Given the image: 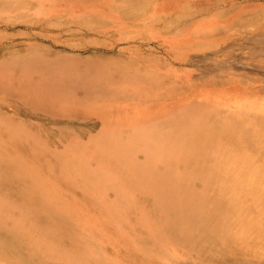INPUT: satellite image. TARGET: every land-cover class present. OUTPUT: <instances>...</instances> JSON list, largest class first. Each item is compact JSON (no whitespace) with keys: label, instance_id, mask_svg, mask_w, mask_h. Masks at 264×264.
<instances>
[{"label":"rangeland","instance_id":"rangeland-1","mask_svg":"<svg viewBox=\"0 0 264 264\" xmlns=\"http://www.w3.org/2000/svg\"><path fill=\"white\" fill-rule=\"evenodd\" d=\"M139 9L144 13L133 14ZM100 104L115 109L130 105L126 109L140 113L144 125L177 124L179 115L192 118L202 111L203 127L228 108L264 107V0H0V127L5 119L20 124L0 133H30V139L14 144L23 145L31 156L28 162L36 168L37 181L47 180L37 173L51 174L50 159L66 151L54 141L67 138L66 130L71 124L79 127L77 120L82 116L64 117L40 109L62 107L73 113L78 106L84 112ZM1 144L0 140L3 151ZM47 147L53 151L42 154ZM7 150L14 151L10 144ZM9 154L15 161L12 165L1 161L0 170L18 174L13 182L20 185L34 169L24 166V174V163L17 159L20 153ZM57 177L55 186L62 191L49 195L47 201L53 212L43 208L39 215L33 209L25 216L26 223H37L49 213L53 225L62 222L67 229L72 225L83 229L78 237L87 242V248L68 258H52L46 248L43 261L196 264L172 242L134 246L123 241L128 229L107 231L116 242L101 244L99 240L91 245L92 230L86 223L100 218L107 208L99 206L89 213L84 206L90 199H81L75 183ZM32 187L25 192L28 202L41 193L40 185ZM63 208L69 210V218L60 213ZM149 236V229H143L141 241ZM246 246L258 251L257 257L249 260L239 255L228 264L254 263L264 253V239L258 242L250 237ZM15 251L20 248L11 253ZM87 256L91 261L83 260ZM0 264L17 263L0 256Z\"/></svg>","mask_w":264,"mask_h":264},{"label":"bare ground","instance_id":"bare-ground-1","mask_svg":"<svg viewBox=\"0 0 264 264\" xmlns=\"http://www.w3.org/2000/svg\"><path fill=\"white\" fill-rule=\"evenodd\" d=\"M143 13L144 9L133 12L136 16ZM253 106L228 108L205 127L202 111L192 118L179 115L177 124L144 125L140 113L126 109L130 105L115 109L100 104L85 113L78 106L74 114L62 107L40 109L64 117L82 115L77 120L79 127L71 124L67 138L54 141L67 152L50 159L51 174L37 173L47 177L44 182L43 177L35 179L36 168L28 162L31 156L24 146L14 144L30 139V133L1 132L0 162L12 165L15 159L9 153H20L17 159L24 163V174L26 166L34 173L16 185L13 181H18V174L0 170V256L17 264H48L42 258L46 248L52 258L81 255L86 250L87 242L78 237L83 229L76 225L68 229L62 222L53 225L49 213L37 223H26L25 216L33 209L39 215L43 208L51 209L48 196L62 191L54 180L62 175L66 183H75L81 199H90L84 206L89 213L99 206L107 208L100 218L86 223L92 230L91 245L99 240L101 244L116 242L107 231L128 229L123 241L134 246L172 242L196 264H228L239 255H247L249 260L257 257L258 251L251 252L246 244L250 237L258 242L264 239V107ZM92 116L96 122L91 121ZM5 121H1L0 130L12 124L20 126ZM9 144L14 151L8 152ZM51 151L47 147L41 153ZM50 175L55 178L49 179ZM35 184L42 187L38 188L41 193L28 202L25 192ZM67 210L60 211L65 218L70 216ZM15 216L21 221L14 222ZM143 229H149L150 236L141 241ZM87 258L83 260L91 261ZM246 262L264 264V253L254 263Z\"/></svg>","mask_w":264,"mask_h":264}]
</instances>
